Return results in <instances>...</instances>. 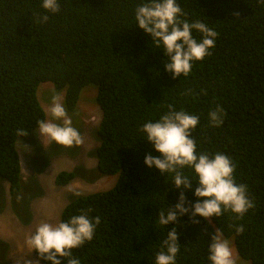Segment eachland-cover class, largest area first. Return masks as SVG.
Returning a JSON list of instances; mask_svg holds the SVG:
<instances>
[{"label": "trees", "instance_id": "trees-1", "mask_svg": "<svg viewBox=\"0 0 264 264\" xmlns=\"http://www.w3.org/2000/svg\"><path fill=\"white\" fill-rule=\"evenodd\" d=\"M59 2L60 12L51 14L42 0H0V178L8 182L10 194L21 189L17 129H26L29 134L21 137H29L36 122L47 119L40 85L65 90L71 111L81 91L95 85L102 111L95 132L96 168L118 180L106 192L74 199L60 222L89 209L90 217H100L93 240L73 249L81 264H155L160 242L173 227L158 225L159 211L174 207L181 190L172 175L144 163L146 155L161 154L140 129L158 121L172 104L199 117L192 133L197 152L227 155L236 165V182L247 185L255 203L242 220L231 212L213 217L211 224L199 216V223L190 215L180 217L177 264H211L208 248L217 228L234 238L238 258L264 264V5L259 0H177L189 22L199 20L218 35L210 56L193 62L189 76L173 79L164 51L136 24L135 9L143 0ZM43 15L49 16L46 23L38 20ZM193 36L202 38L195 30ZM217 105L226 115L223 125L213 128L209 112ZM184 174L195 179L194 170L185 168ZM76 176L63 171L56 185L67 186ZM196 187L193 180L192 189L185 190L193 204ZM233 224H243L245 231L238 235Z\"/></svg>", "mask_w": 264, "mask_h": 264}, {"label": "clouds", "instance_id": "clouds-1", "mask_svg": "<svg viewBox=\"0 0 264 264\" xmlns=\"http://www.w3.org/2000/svg\"><path fill=\"white\" fill-rule=\"evenodd\" d=\"M259 3L264 5V0H259ZM42 7L51 14L61 10L59 0H42ZM186 15L177 0H143L135 9L136 24L152 36L157 48L164 51L165 68L173 79L189 76L193 62L203 61L210 56V49L215 47L218 35L199 20L189 22ZM234 15L239 16L240 13ZM38 20L46 23L49 16L43 15ZM193 30L202 34L200 40L194 38ZM190 92L188 90L185 94ZM167 108L168 111L158 121H148L140 129L145 139L161 154L159 157L146 155L144 163L149 168L159 169L161 174L172 175L175 187L181 190L179 202L174 207L170 206L166 212L159 211L158 225L173 227L160 242L155 264H177L180 253L177 221L180 217L190 215L194 223H199L196 219L199 216L211 224L213 217L219 218L226 212L242 220L249 210L255 208L254 201L248 195L247 185L236 182V165L227 155L221 152H197L192 133L199 124V117L185 110L177 111L172 104ZM45 112L49 119L36 122V134L65 148L83 145L84 137L73 126L63 96L55 89L52 90L51 103ZM225 115L223 107L217 105L209 112L210 126H222ZM16 134L21 137L29 133L21 128L17 129ZM185 168L194 170L195 179L184 174ZM193 180L198 181L194 192L198 199L194 204L185 195V190L192 189ZM68 188L75 196L83 194L74 191L71 185ZM186 204L189 206L185 207ZM90 211L71 216L67 222L53 223L42 219L25 241L28 248L38 253V258L35 256V262L27 258L24 264H40L41 261L50 264H65V261L66 264H81L80 259L73 256V249L91 242L101 223L99 216L90 217ZM231 227L235 228L238 235L245 231L243 224H233ZM208 251L211 264H236L231 244L220 228L212 235Z\"/></svg>", "mask_w": 264, "mask_h": 264}, {"label": "rangeland", "instance_id": "rangeland-1", "mask_svg": "<svg viewBox=\"0 0 264 264\" xmlns=\"http://www.w3.org/2000/svg\"><path fill=\"white\" fill-rule=\"evenodd\" d=\"M53 89L50 83L40 85L38 97L44 111L51 103ZM57 92L63 96L73 126L84 137V143L80 147L65 148L39 136L36 130L29 137L18 139L17 150L22 170L19 193L11 195L8 182L0 178V264H24L27 258L35 262L37 258L34 251L27 247L25 241L42 219L60 222L64 208L74 199L106 192L118 180V175H104L96 168L94 151L99 141L95 132L102 118V111L96 102L97 87H85L77 107L72 111L66 106L65 90ZM63 171L77 174L69 185L74 191L82 192V195H73L69 185H56V178ZM226 239L231 244L236 264H241L240 261L250 264L238 258L234 238Z\"/></svg>", "mask_w": 264, "mask_h": 264}]
</instances>
